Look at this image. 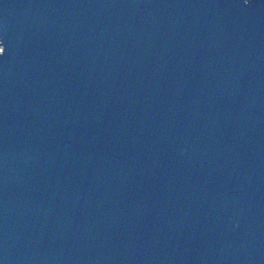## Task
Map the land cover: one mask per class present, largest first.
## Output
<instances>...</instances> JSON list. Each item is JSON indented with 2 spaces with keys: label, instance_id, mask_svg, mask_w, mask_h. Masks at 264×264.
Segmentation results:
<instances>
[{
  "label": "water",
  "instance_id": "1",
  "mask_svg": "<svg viewBox=\"0 0 264 264\" xmlns=\"http://www.w3.org/2000/svg\"><path fill=\"white\" fill-rule=\"evenodd\" d=\"M0 264H264V0H0Z\"/></svg>",
  "mask_w": 264,
  "mask_h": 264
}]
</instances>
